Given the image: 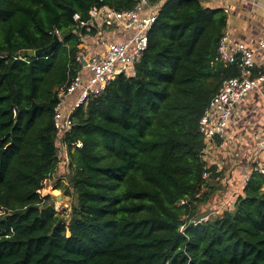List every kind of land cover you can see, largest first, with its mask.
Returning <instances> with one entry per match:
<instances>
[{
	"label": "trees",
	"instance_id": "obj_1",
	"mask_svg": "<svg viewBox=\"0 0 264 264\" xmlns=\"http://www.w3.org/2000/svg\"><path fill=\"white\" fill-rule=\"evenodd\" d=\"M100 5L134 1L0 0V264H264V175L232 210L196 223L216 189L203 179L216 176L199 122L238 75L213 62L227 14L200 0L165 1L133 73L75 112L67 218L41 195L58 165V93L79 69L77 27ZM54 36L52 53L24 55Z\"/></svg>",
	"mask_w": 264,
	"mask_h": 264
},
{
	"label": "built area",
	"instance_id": "obj_2",
	"mask_svg": "<svg viewBox=\"0 0 264 264\" xmlns=\"http://www.w3.org/2000/svg\"><path fill=\"white\" fill-rule=\"evenodd\" d=\"M133 1L131 9L122 11L108 5L93 6L89 11V20L77 27L76 36L80 46L76 62L79 69L70 84L58 93L53 116L58 165L44 185H49L50 180L62 181L69 174L68 146L64 139L72 131L75 112L90 99L101 95L117 76L133 73L134 65L148 46L149 32L159 9L167 0ZM200 1L206 7L208 3L213 6L215 0ZM74 20L78 21L79 16L75 15ZM81 29H84V33ZM258 49L264 53V37L258 42ZM213 62L225 66L236 65L238 75L222 82L200 119L199 130L206 144L204 155L212 143L226 140L228 123L237 107L264 83V73L256 74L258 70L263 72L264 66L256 64L253 52L244 44H232L226 32L219 41ZM81 146L80 142L74 145L75 148ZM249 165L242 181L243 187L252 174L264 175V134L251 148ZM203 179L210 181L209 172L203 174ZM206 220L207 217H202L196 223Z\"/></svg>",
	"mask_w": 264,
	"mask_h": 264
},
{
	"label": "crops",
	"instance_id": "obj_3",
	"mask_svg": "<svg viewBox=\"0 0 264 264\" xmlns=\"http://www.w3.org/2000/svg\"><path fill=\"white\" fill-rule=\"evenodd\" d=\"M213 4L212 8H221L227 14L224 33H228L232 44H244L253 52L256 64L264 66V53L258 49L264 37V0H215ZM226 131V140L212 143L204 155L207 165L215 169L216 177L209 182L216 189L204 204L203 213L209 210V214L202 217L232 210L234 202L230 199L243 189L251 148L264 134V83L237 107Z\"/></svg>",
	"mask_w": 264,
	"mask_h": 264
},
{
	"label": "rangeland",
	"instance_id": "obj_4",
	"mask_svg": "<svg viewBox=\"0 0 264 264\" xmlns=\"http://www.w3.org/2000/svg\"><path fill=\"white\" fill-rule=\"evenodd\" d=\"M208 8H212L209 3L206 5ZM57 178V177H56ZM60 183L61 188L60 190H55V186ZM68 191V193L66 192ZM42 195H49L51 197L50 203L53 205V208L56 212L60 214L61 217L67 218L70 213L71 205L75 201V195L72 192V188L68 182V175L61 181V180H50L49 185H44V190L41 191ZM235 197L231 198L229 202H234ZM205 208L204 204L199 207L198 215L202 217L205 214H209V210L203 213V209ZM2 212L0 211V216ZM214 215H207V220L214 218Z\"/></svg>",
	"mask_w": 264,
	"mask_h": 264
},
{
	"label": "water",
	"instance_id": "obj_5",
	"mask_svg": "<svg viewBox=\"0 0 264 264\" xmlns=\"http://www.w3.org/2000/svg\"><path fill=\"white\" fill-rule=\"evenodd\" d=\"M149 33H151V31ZM58 45H59V39H58V37L54 36L53 42L49 47L44 48V49H40V50H36V51H30L24 55L28 56L30 58H33L35 56H40L42 54L52 53Z\"/></svg>",
	"mask_w": 264,
	"mask_h": 264
}]
</instances>
